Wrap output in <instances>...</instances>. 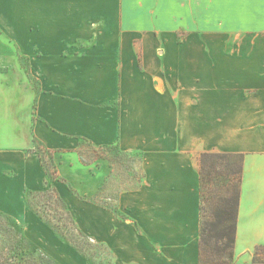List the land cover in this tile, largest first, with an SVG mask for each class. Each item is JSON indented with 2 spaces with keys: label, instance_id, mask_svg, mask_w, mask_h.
I'll list each match as a JSON object with an SVG mask.
<instances>
[{
  "label": "crops",
  "instance_id": "1",
  "mask_svg": "<svg viewBox=\"0 0 264 264\" xmlns=\"http://www.w3.org/2000/svg\"><path fill=\"white\" fill-rule=\"evenodd\" d=\"M8 1L0 0V12L24 13V19L16 15L7 22L0 15L6 33L0 34V188L14 185L0 192L9 197L5 203L21 204L25 190L42 186L35 140L65 154H75L80 142L116 145L123 152L144 147L149 152L141 153L137 192L154 204L144 219L148 227L141 230L138 220L122 221L107 210L112 227L109 215L97 222V243L112 264H199V157L241 154L233 264H251L255 248L264 246V0H129L133 36L97 39L77 53L65 46L72 42L66 36L70 20H56L55 2ZM35 11L41 31L30 35L26 16ZM181 28L229 46L193 57L168 48L153 52L159 37L154 30L174 45ZM163 71L177 77L174 87L165 83ZM153 74L160 76L157 87ZM169 131L174 148L151 142ZM151 157L154 170L146 163ZM132 194L118 196L120 210L128 212L125 201ZM116 218L134 233L114 226Z\"/></svg>",
  "mask_w": 264,
  "mask_h": 264
},
{
  "label": "rangeland",
  "instance_id": "2",
  "mask_svg": "<svg viewBox=\"0 0 264 264\" xmlns=\"http://www.w3.org/2000/svg\"><path fill=\"white\" fill-rule=\"evenodd\" d=\"M50 1L56 4L55 18L57 21H63L64 16H66V20H70V31L66 33V36L71 37L72 42L65 45L68 51L77 53L85 46H95L97 39L113 37L128 39L129 36H133L131 31L133 29L127 20L129 0ZM15 2L16 0H9L8 4ZM64 4L67 8L70 6L69 10L63 9ZM96 4L101 6L98 10L92 8ZM0 15H3L7 22L17 19L16 15L20 20L24 19V13L18 14L16 11L0 12ZM11 16L13 17L11 18ZM26 18L31 22L29 34L38 35L41 29L35 23L39 22V13L37 11L30 12ZM0 34L6 35L5 31L1 29ZM57 34L62 35L58 31ZM153 35L159 36L153 51L158 55L166 52L168 48V50L191 53L190 57H193L194 53L209 51V47L222 51L229 46L224 43L226 40L214 41V37L202 35L200 30L193 32L191 29H179L175 33L174 45L164 43L165 33L161 31L154 30ZM26 63L25 60L24 64L26 65ZM162 76L170 87L177 84L175 75H169L163 71ZM159 77V75H152L153 86L157 87L161 83ZM32 79L34 80L32 81L33 86L38 88L39 77L35 75ZM170 132L160 134L157 140L153 139L151 142H160V147L174 148V146L170 147L171 144H174ZM142 149L127 152L120 150V153L114 147L94 146L80 142L74 150L75 154L52 153L48 155L43 153L44 162L40 161L44 171L41 188L33 191L25 190L21 204H6V198L9 197L0 195V213L12 218L13 222L17 224V227L13 228L12 234L19 236L30 252L41 257L43 264H112L107 249L97 243V222L101 223L102 219L105 221V216L109 215L107 225L110 229L112 227L111 217L114 216L98 205L115 207L120 194L133 193L132 198L125 201V204L130 207L127 208L128 212L118 209L131 221L138 220L140 222L138 227L141 230L148 227V223L144 219L149 216L154 204L145 198L143 192H137L141 190L140 183L143 180V163L140 165L141 153H144V150L149 152V149L144 147ZM36 150L37 148H34L38 154ZM151 150H156L155 145ZM146 163L149 168L156 169L157 163L153 157L149 158ZM3 171L4 175L8 174L11 178L14 175V172L7 171V169H3ZM47 173L51 177L61 179L55 181L57 179L55 178L54 180L58 194L50 192L48 195L43 194V196L37 197L36 193L42 191L43 187H48ZM13 186L10 184L9 188H0V192L4 191L3 193L7 194L6 192L11 191ZM56 197L61 198L66 209L61 206ZM12 199L14 198L12 197ZM117 221L114 222V226H118V229H121L123 233H134L131 224L123 223L118 219ZM111 232L109 231V233ZM134 238L136 239V237Z\"/></svg>",
  "mask_w": 264,
  "mask_h": 264
},
{
  "label": "trees",
  "instance_id": "3",
  "mask_svg": "<svg viewBox=\"0 0 264 264\" xmlns=\"http://www.w3.org/2000/svg\"><path fill=\"white\" fill-rule=\"evenodd\" d=\"M34 143L41 162H44L43 153H55L36 140ZM113 147L121 153L116 145L109 146ZM243 162L244 156L241 154L202 153L199 157V264H233L235 261V235ZM48 177V187L45 186L42 191L36 193L37 197L48 195L50 192L58 194L54 183L61 179L49 174ZM56 198L66 209L61 198ZM98 206L121 220L128 221L117 206ZM15 227L17 224L12 218L0 213V264H43L41 257L30 252L24 241L12 234ZM251 264H264L263 245L255 248Z\"/></svg>",
  "mask_w": 264,
  "mask_h": 264
}]
</instances>
